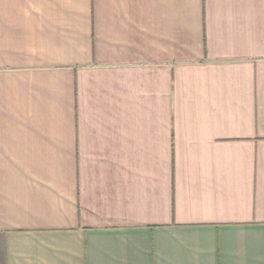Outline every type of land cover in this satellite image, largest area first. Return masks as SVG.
Wrapping results in <instances>:
<instances>
[{"label": "crops", "instance_id": "crops-1", "mask_svg": "<svg viewBox=\"0 0 264 264\" xmlns=\"http://www.w3.org/2000/svg\"><path fill=\"white\" fill-rule=\"evenodd\" d=\"M0 264H264V0H0Z\"/></svg>", "mask_w": 264, "mask_h": 264}]
</instances>
